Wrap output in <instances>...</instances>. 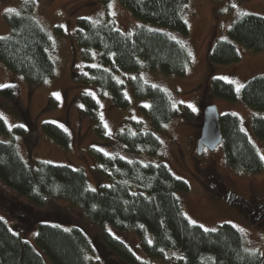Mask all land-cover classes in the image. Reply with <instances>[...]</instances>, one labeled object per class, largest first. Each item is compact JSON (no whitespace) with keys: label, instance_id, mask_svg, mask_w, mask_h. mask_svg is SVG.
Here are the masks:
<instances>
[{"label":"trees","instance_id":"obj_1","mask_svg":"<svg viewBox=\"0 0 264 264\" xmlns=\"http://www.w3.org/2000/svg\"><path fill=\"white\" fill-rule=\"evenodd\" d=\"M119 2L141 22L133 30L123 32L108 18H78L75 37L85 64L80 68L73 65L70 69L72 82L80 87L77 92L80 114L88 117L95 132L105 138L98 103L90 88L107 91L116 106L128 104L122 83L105 65L110 64L114 70L137 72L158 69L184 75L192 60L188 48L167 31L187 34L188 24L182 13L187 0ZM32 3L33 0H26L19 8L5 13L9 31L0 36V62L28 84L37 86L51 79L54 63L48 53L49 34L31 14ZM228 34L232 40L220 38L211 44L207 52L210 63L224 64L237 60L239 53L235 42L254 51L264 50V16L251 12L237 14L228 27ZM95 60L96 63L93 62ZM128 81L136 97L148 98V104L141 108L153 128L161 129L176 114L187 121L195 117L193 106L172 105L162 87L143 80L138 74L129 76ZM209 91L212 96L227 100H236L239 96L245 104L264 109L262 74L248 77L240 93L232 82L221 76H212ZM0 93L12 97V85L0 87ZM49 103H55L52 97ZM219 123V143L222 144L225 162L242 171L260 170L262 159L241 129L239 118L224 112L219 114ZM41 128L56 144L64 148L69 145L68 133L58 124L44 121ZM251 128L257 137L264 140V117L253 116ZM11 131L24 133L18 125L9 130L0 116V132L13 139ZM113 140L135 153L143 151L154 155L160 147L156 133L143 128L135 119L122 121ZM88 153L95 162L97 176L107 178L108 184L90 188L82 169L44 160L30 164L12 140L0 141V180L32 204L43 205L52 198H62L92 222L110 224L119 231H134L142 249L153 257H163L165 250L177 249L181 253L175 260L178 264H264V256L247 250L240 231L231 223L223 221L214 229H204L188 220L175 194L186 191L187 182L173 174L163 162L127 159L104 153L94 146L88 148ZM130 182L135 183L138 189H132ZM241 202L246 201L240 198ZM242 208H245L244 204ZM33 240L40 250L13 231L0 217V264H45L42 254L51 264H91L92 242L80 225L39 221ZM98 245L111 254L107 260L118 258L127 263L135 262L128 245L106 229L101 230Z\"/></svg>","mask_w":264,"mask_h":264},{"label":"rangeland","instance_id":"obj_2","mask_svg":"<svg viewBox=\"0 0 264 264\" xmlns=\"http://www.w3.org/2000/svg\"><path fill=\"white\" fill-rule=\"evenodd\" d=\"M25 2L0 0V36L9 31L5 13L19 8ZM30 12L49 34L48 53L54 63V74L45 83L33 86L0 62V87L12 85L14 90L12 97L0 93V116L9 130L17 125L24 129V133L11 131L13 139L0 132V141L12 140L30 164L44 160L82 169L90 188L109 183L107 178L97 176L95 162L88 153L91 146L127 159L163 162L173 174L187 182L188 189L175 194L182 213L190 222L204 229H214L223 221L229 222L240 231L247 250L257 251L264 256V159L260 170L242 171L225 162L221 143L211 150L204 148L200 154L195 148L202 107L214 103L218 114L230 112L239 118L241 129L252 141L260 157L264 156V140L257 137L251 128L252 117H264V109L245 104L239 96L236 100H227L214 97L209 91L211 77L221 76L232 82L240 93L248 77L264 75V50L254 51L235 42L239 53L237 60L224 64L207 60L208 49L216 39L232 40L228 27L237 14L251 12L264 16V0H187L182 11L188 24L187 34L180 35L178 31L176 33L167 29L192 54L191 64L184 75L165 73L158 69H142L137 72L114 70L110 64L105 65L122 83L128 99L125 107H119L112 103L107 91L99 92L94 87L90 88L98 103L106 138L99 136L89 118L80 114L77 99L80 87L71 80V67L74 65L80 68L85 64L75 37L77 19L108 18L123 32L133 30L141 19L134 16L119 0H33ZM93 62L96 63V60ZM135 74L162 87L168 93L172 105L193 106L195 117L187 121L182 115L176 114L161 129L153 128L141 108L148 104V98L136 97L128 81V77ZM51 97L55 103L48 105ZM126 119L139 120L143 128L156 133L160 140L156 154L129 152L121 143L113 140L117 127ZM44 121H52L68 133L70 142L66 148L56 144L42 131L41 124ZM130 186L134 190L138 189L133 182H130ZM240 198L246 202L239 203ZM241 204L245 208L240 207ZM0 217L38 250L33 238L39 221L66 226L80 225L92 242L93 252L89 254L91 264H178L175 260L181 255L177 249H169L164 251L163 257H153L142 249L134 231H119L110 224L92 222L62 198H52L43 205L32 204L6 187L1 180ZM103 229L128 245L135 256L134 263L118 258L113 261L106 259L111 254L98 245V237ZM42 256L45 264H51L44 254Z\"/></svg>","mask_w":264,"mask_h":264},{"label":"water","instance_id":"obj_3","mask_svg":"<svg viewBox=\"0 0 264 264\" xmlns=\"http://www.w3.org/2000/svg\"><path fill=\"white\" fill-rule=\"evenodd\" d=\"M221 140L219 114L214 103L205 104L201 111V124L196 141V152L213 149Z\"/></svg>","mask_w":264,"mask_h":264},{"label":"snow or ice","instance_id":"obj_4","mask_svg":"<svg viewBox=\"0 0 264 264\" xmlns=\"http://www.w3.org/2000/svg\"><path fill=\"white\" fill-rule=\"evenodd\" d=\"M9 11H12V10H9ZM5 87H6V85H5ZM261 159H264V156H262Z\"/></svg>","mask_w":264,"mask_h":264},{"label":"flooded vegetation","instance_id":"obj_5","mask_svg":"<svg viewBox=\"0 0 264 264\" xmlns=\"http://www.w3.org/2000/svg\"><path fill=\"white\" fill-rule=\"evenodd\" d=\"M196 141H197V138H196V140H195V148H196Z\"/></svg>","mask_w":264,"mask_h":264}]
</instances>
